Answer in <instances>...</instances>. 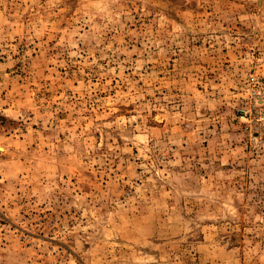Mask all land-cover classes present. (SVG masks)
<instances>
[{
    "label": "rangeland",
    "instance_id": "rangeland-1",
    "mask_svg": "<svg viewBox=\"0 0 264 264\" xmlns=\"http://www.w3.org/2000/svg\"><path fill=\"white\" fill-rule=\"evenodd\" d=\"M0 264H264V0H0Z\"/></svg>",
    "mask_w": 264,
    "mask_h": 264
}]
</instances>
